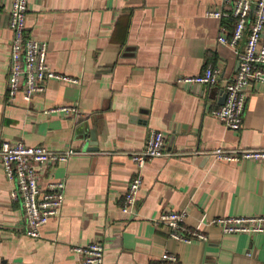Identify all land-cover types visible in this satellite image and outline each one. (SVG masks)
<instances>
[{
  "label": "crops",
  "instance_id": "crops-1",
  "mask_svg": "<svg viewBox=\"0 0 264 264\" xmlns=\"http://www.w3.org/2000/svg\"><path fill=\"white\" fill-rule=\"evenodd\" d=\"M216 0H28L27 29L47 43V62L77 82L48 80L27 102L8 90L13 32L11 3L0 0V149L24 142L78 154L39 172L40 187L65 182L61 214L39 238L26 234L16 184L0 161V264H76L72 248L99 242L103 264H264V233L224 234L217 217L264 216V164L221 162L212 151L264 148V83L247 89L244 122L228 129L212 111L226 101L237 73L238 48L219 42L232 22L209 17ZM219 69L214 86L178 84L181 76ZM77 106L78 115L48 110ZM173 156L149 161L136 210L122 211L136 174L132 160L153 132ZM94 135V138L93 136ZM184 210L186 224L208 240L172 238L158 223Z\"/></svg>",
  "mask_w": 264,
  "mask_h": 264
},
{
  "label": "built area",
  "instance_id": "built-area-1",
  "mask_svg": "<svg viewBox=\"0 0 264 264\" xmlns=\"http://www.w3.org/2000/svg\"><path fill=\"white\" fill-rule=\"evenodd\" d=\"M11 3L10 28L13 32L12 55L8 90L11 100L21 93L27 102L46 90L48 80L56 79L67 82L77 81L53 71L47 62V43L40 42L28 33V0H6ZM216 7L207 12L209 17L222 22H232L233 32L230 37L222 31L219 42L238 48L236 50L239 68L236 75L226 85L225 103L212 111L228 129L239 130L244 122L247 105V87L252 82L264 83V0H216ZM220 71L209 65L205 72L195 76H181L178 84L214 86ZM78 115L77 106H61L48 110ZM78 154L75 148L62 151L50 150L43 146H31L24 142L3 143L0 149V161L10 181L15 182L13 193L19 199L26 216V234L32 238L42 235L43 227L61 214L65 203L66 186L64 181L51 182L47 189L39 185V172H48L58 163H66ZM221 162L238 163L246 160L264 164V148L222 149L210 154ZM166 150L165 136L162 132H153L143 148L133 154L136 174L124 194L122 211L132 213L136 210L139 192L143 185V170L146 164L156 158L171 157ZM187 212L184 210L165 211L159 216L158 223L170 231L174 240L192 242L208 240L207 234L190 228L186 224ZM211 224L221 229L224 234H260L264 233V216H229L217 217ZM72 250L79 255L76 264H103L104 246L92 242L86 246H76ZM161 264H181L177 256L170 252L162 255Z\"/></svg>",
  "mask_w": 264,
  "mask_h": 264
},
{
  "label": "water",
  "instance_id": "water-1",
  "mask_svg": "<svg viewBox=\"0 0 264 264\" xmlns=\"http://www.w3.org/2000/svg\"><path fill=\"white\" fill-rule=\"evenodd\" d=\"M201 86H205V85H201ZM225 96H226V94H225ZM93 136V138H94V135H92ZM2 264H7L6 262H3Z\"/></svg>",
  "mask_w": 264,
  "mask_h": 264
}]
</instances>
